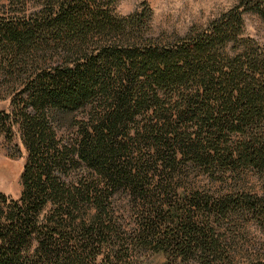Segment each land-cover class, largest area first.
<instances>
[{
	"label": "trees",
	"instance_id": "obj_1",
	"mask_svg": "<svg viewBox=\"0 0 264 264\" xmlns=\"http://www.w3.org/2000/svg\"><path fill=\"white\" fill-rule=\"evenodd\" d=\"M6 1L0 138L18 129L27 158L21 196L0 190V264H264L238 259L264 229V46L245 32L264 0L164 39L151 8Z\"/></svg>",
	"mask_w": 264,
	"mask_h": 264
},
{
	"label": "rangeland",
	"instance_id": "obj_2",
	"mask_svg": "<svg viewBox=\"0 0 264 264\" xmlns=\"http://www.w3.org/2000/svg\"><path fill=\"white\" fill-rule=\"evenodd\" d=\"M238 2L239 0H117L114 10L117 14L126 16L143 8H151V19L145 32L164 39L201 31ZM0 3L7 1L1 0ZM245 32L264 46V21L257 14L246 15ZM0 96L7 95L2 92ZM0 110H9L8 98H0ZM26 158L27 150L18 129L12 139L0 138V190L11 198L21 196ZM200 185L206 189H220L219 184L209 179L201 180ZM243 232L239 237L238 259L249 262L257 256L264 257V229L255 224H247ZM132 264L169 263L164 253L153 252L137 257Z\"/></svg>",
	"mask_w": 264,
	"mask_h": 264
}]
</instances>
